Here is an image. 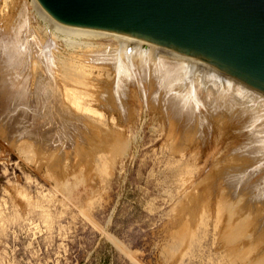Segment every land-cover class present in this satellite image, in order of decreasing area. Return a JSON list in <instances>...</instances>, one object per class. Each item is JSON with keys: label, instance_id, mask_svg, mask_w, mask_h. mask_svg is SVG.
Returning a JSON list of instances; mask_svg holds the SVG:
<instances>
[{"label": "rangeland", "instance_id": "rangeland-1", "mask_svg": "<svg viewBox=\"0 0 264 264\" xmlns=\"http://www.w3.org/2000/svg\"><path fill=\"white\" fill-rule=\"evenodd\" d=\"M0 27L22 34L26 82L25 105L0 104V264H264V203L230 182L232 171L243 183L264 178V161L244 152L264 132V96L258 129L253 111L244 122L199 106L203 122L185 134L169 98L245 83L150 49L70 47L46 36L29 0H0ZM150 58L182 62L178 89L163 91ZM41 80L59 101L43 113Z\"/></svg>", "mask_w": 264, "mask_h": 264}, {"label": "water", "instance_id": "water-1", "mask_svg": "<svg viewBox=\"0 0 264 264\" xmlns=\"http://www.w3.org/2000/svg\"><path fill=\"white\" fill-rule=\"evenodd\" d=\"M69 43L161 51L264 93V0H32Z\"/></svg>", "mask_w": 264, "mask_h": 264}, {"label": "bare ground", "instance_id": "bare-ground-1", "mask_svg": "<svg viewBox=\"0 0 264 264\" xmlns=\"http://www.w3.org/2000/svg\"><path fill=\"white\" fill-rule=\"evenodd\" d=\"M23 1V0H22ZM30 4H31V7L33 9V6H32V0H29ZM21 3V2H20ZM24 4V3H23ZM27 4V3H26ZM21 5V4H20ZM25 5V4H24ZM23 5V6H24ZM27 5H25V8H26ZM20 7L18 6V9ZM21 9V13L23 12L24 8H20ZM19 9V10H20ZM27 11V10H26ZM17 14V13H16ZM19 15V14H18ZM22 15V14H20ZM16 16V15H15ZM23 16V15H22ZM14 18V17H13ZM20 18V17H18ZM18 18H14V19H18ZM25 18V17H24ZM12 19V20H14ZM22 19V18H21ZM27 19V18H26ZM11 20L12 23H14L13 21ZM19 20V19H18ZM17 20V21H18ZM10 21V20H9ZM24 21V20H23ZM22 21V22H23ZM9 22V24L11 23ZM20 22V20H19ZM21 22V23H22ZM8 24V23H7ZM18 25V23H17ZM2 26V25H1ZM6 26V24H5ZM4 26V27H5ZM12 25H10L9 27H11ZM21 26L23 27V23L20 24V28ZM3 27V28H4ZM8 27V28H9ZM14 27H16L14 25ZM2 28V27H0ZM7 28V29H8ZM13 28V27H12ZM11 28V29H12ZM10 29V28H9ZM17 29V27H16ZM13 33H8L6 31V33L4 32L5 30L3 29H0V104L1 105H5L6 107L7 106H11V104L14 102V99H17L16 97L18 96V99H17V103H22L25 105V100H26V82L23 80V77L21 78L19 76V74L17 73V70H18V56L20 55V53L22 52V47H23V41H22V34H20L17 31H15V29L13 28ZM47 30V29H46ZM27 32V30H26ZM46 36H52L54 37L55 35H53L51 32H49L47 30V34ZM28 37V36H27ZM51 37V38H52ZM26 40H24L25 42ZM62 41V40H61ZM28 42V41H27ZM30 43V42H29ZM33 43V42H31ZM69 46L70 45H73V43H69V42H66ZM34 44V43H33ZM47 45V44H46ZM53 46V45H52ZM72 47V46H70ZM49 48V47H48ZM51 48V47H50ZM78 48V47H77ZM26 49V48H25ZM31 50V49H30ZM49 50V49H48ZM73 50V49H72ZM151 52H153L152 50H149ZM31 52V51H30ZM106 52V51H105ZM129 52V51H128ZM154 52H158L160 54H165V55H171V54H168V53H164V52H161V51H155ZM102 53V52H101ZM157 53V54H158ZM30 54V53H29ZM27 54V55H29ZM93 54V53H92ZM92 54L90 56H92ZM112 54V52H111ZM152 54V53H151ZM100 55V54H99ZM148 55H150L148 53ZM95 56V55H93ZM92 56V57H93ZM171 56H174V55H171ZM96 57V56H95ZM100 57V56H99ZM150 57V56H149ZM24 58V57H23ZM107 58H109L107 56ZM115 58V57H114ZM20 59V58H19ZM99 59V58H98ZM151 59V58H150ZM183 59V58H182ZM21 60H22V57H21ZM109 60V59H108ZM118 60V59H117ZM153 59H151L152 61ZM92 61V60H91ZM94 61V60H93ZM92 61V62H93ZM104 61H106V58L103 57V59L100 60V62L102 63ZM175 61V60H174ZM188 61V60H187ZM109 62V61H108ZM110 62H112V59L110 58ZM154 62V60H153ZM152 62V63H153ZM190 62V61H189ZM43 63V62H42ZM48 63V61H47ZM96 63V62H95ZM118 63V62H117ZM171 63V62H170ZM162 64V63H157V62H154L152 65H153V68L155 69V71H157V76L160 78V84H161V88L163 89V91H170L172 88L176 87L177 89L179 88V86L181 85V80H182V76H183V68H182V65L181 63L179 64V62L177 63H173L172 65L171 64ZM100 64V63H99ZM12 65L15 67L13 68ZM194 66H196L195 64H193ZM200 65V63H199ZM22 66V65H21ZM117 67V66H116ZM125 68V66L123 67ZM199 69V67H198ZM187 70V69H186ZM204 71V70H203ZM206 71V70H205ZM186 72V71H185ZM201 73V72H200ZM199 73V74H200ZM208 73V72H207ZM185 74V73H184ZM226 74V73H225ZM211 75V74H210ZM218 75V74H217ZM228 74H226V77H227ZM214 76V75H213ZM223 76V75H222ZM230 76V75H229ZM233 77V76H231ZM157 78V77H156ZM197 78V77H196ZM216 78V77H215ZM235 78V77H233ZM28 79V78H27ZM26 79V80H27ZM201 79V78H200ZM206 78L204 77L203 80H205ZM236 79V78H235ZM234 79V80H235ZM211 80V79H210ZM238 80V79H237ZM42 81V80H41ZM200 81V80H199ZM232 81V80H230ZM208 82V80H207ZM227 82V81H226ZM236 81H234V84H235ZM47 83V82H46ZM45 84V83H44ZM43 84V81L40 82L38 81L35 85V95H33L35 98L32 99L35 100L34 101V104H35V110H38V112L41 111V113L43 112H46L48 107V103L49 105H53V107H56V105L59 106V104H56L58 103L59 101H57L58 99V92L56 88L53 87V84L50 82L49 85L45 86ZM242 84V83H241ZM246 84V83H245ZM243 84V85H245ZM187 85V84H186ZM210 85V84H209ZM212 85V84H211ZM214 85H215V82H214ZM218 85V84H217ZM223 85V84H222ZM229 85V84H228ZM231 85H232V82H231ZM239 85V84H238ZM238 85L234 88V89H227L224 91H220L219 94L220 95H216L214 94L212 90L209 89L206 90L207 93L201 97V96H189V93H187L186 91L182 92L180 94V96H173L171 98H169L167 100V105L169 106V115L170 116H174L175 118H173L175 121H180L181 124L183 126H181L183 128V132L186 134L188 133L191 128V126H194L198 124H202L203 120L201 119V114H199V111L200 110L199 106H205L207 107V110L210 111V113H213V112H220V110H223L224 112L228 113L229 116H234V117H239L240 116V119L241 121L247 119L246 115H248L250 113H252V111L254 112V121L253 125H255V127L258 129V127L256 125L259 124V122H261V120H257V116L259 115H262L259 113L260 109H262L261 107V104H259V101H260V97L261 96H264V93L257 90V89H251L246 87H241ZM185 86V85H184ZM204 86V85H203ZM227 86V85H226ZM235 86V85H234ZM217 86H215L214 88H216ZM223 88H225L224 86H222ZM175 88V89H176ZM161 89V90H162ZM213 89V88H212ZM213 89V90H215ZM180 90V89H179ZM218 90V89H217ZM168 91V92H169ZM197 90H195L196 92ZM216 91V90H215ZM219 91V90H218ZM192 92V91H191ZM216 93V92H215ZM198 95V94H197ZM22 97V99H21ZM196 100V101H195ZM24 101V102H23ZM57 101V102H56ZM27 102V101H26ZM15 103V102H14ZM61 103V102H60ZM262 103V102H260ZM16 104V103H15ZM56 104V105H55ZM30 106V105H29ZM33 106V105H32ZM257 106V108H255ZM11 108V107H10ZM34 108V107H32ZM47 108V109H46ZM61 108V107H60ZM256 110H255V109ZM55 112L57 109H54ZM206 110V112H208ZM222 111V112H223ZM256 111V112H255ZM37 112V113H38ZM54 112V115H56V113ZM63 112V110H62ZM61 112V113H62ZM201 112V111H200ZM27 113V112H26ZM51 113V112H50ZM58 110V114H61ZM204 113V112H203ZM221 113V112H220ZM248 113V114H247ZM53 114V112H52ZM51 114V115H52ZM58 114L56 116H58ZM65 114V113H63ZM62 115H59L60 117L62 116L64 118V116ZM67 114V113H66ZM222 114V113H221ZM227 114V115H228ZM29 115V114H28ZM50 115V114H49ZM48 114H41L39 115L40 117L38 119H46L48 117H50ZM66 116V115H65ZM251 116V114H250ZM207 117V116H205ZM244 117V118H243ZM204 118V117H203ZM250 119V117H248ZM248 119V120H249ZM252 119V118H251ZM250 119V120H251ZM55 120V119H54ZM264 120V119H262ZM27 121V120H26ZM42 121V120H41ZM253 121V120H252ZM250 121V122H252ZM30 122V121H29ZM48 122V121H47ZM51 122V121H50ZM55 122V121H54ZM69 122V121H68ZM67 122V123H68ZM245 122V121H244ZM243 122V123H244ZM249 122V123H250ZM63 123V121H62ZM60 123V125L62 124ZM247 123V122H246ZM263 123V122H262ZM65 124V122H64ZM70 125L71 122L69 123ZM51 125V124H50ZM70 125L67 127L69 128ZM200 125L198 127H200ZM260 125V124H259ZM263 125V124H262ZM66 126V125H65ZM244 127V126H243ZM260 127V126H259ZM264 127V125L262 126ZM261 127V128H262ZM197 128V127H196ZM255 129V128H253ZM255 131V130H254ZM261 131V130H260ZM264 131V130H263ZM182 132V133H183ZM262 133V131H261ZM258 130L257 132H253V135H252V139L251 141L253 140V143H250L252 144L251 147H248L249 144H248V148L246 147L244 149V152H245V155L247 154L249 156L250 159H253V163H254V160L255 159H258V163L259 162H263L264 161V136H262V133L261 134ZM261 134V135H260ZM262 136L263 138H261L260 136ZM250 137V136H248ZM262 139V140H261ZM256 144V145H255ZM245 147V146H244ZM243 147V148H244ZM246 155V156H247ZM256 156V157H255ZM242 157V156H241ZM244 158V157H243ZM247 158V157H246ZM248 159V158H247ZM244 160V159H243ZM261 160V161H260ZM247 161V160H246ZM248 164V163H247ZM263 164V163H261ZM258 165V164H257ZM264 165V164H263ZM255 167V166H254ZM257 167V166H256ZM260 167V166H259ZM250 168V167H249ZM263 168V167H262ZM246 169V168H245ZM261 169V168H260ZM259 169V170H260ZM238 170V169H236ZM239 171V170H238ZM236 171H232L231 173V178L233 181H230L231 182V187L232 189H237V192H241L239 191L238 188H242L244 185V188L243 190L244 191H247L249 193V196H247V194L245 196L249 197L247 199L251 200L250 198L253 197L252 199H256L254 201H261L262 204L264 203V178L257 180L255 181V183H251L249 184L248 182L247 183H243L240 179H239V176H236ZM245 172V171H243ZM249 172V171H248ZM251 172V171H250ZM262 172V171H261ZM240 173V172H239ZM242 173V172H241ZM259 173V172H258ZM264 173V171H263ZM247 174V173H246ZM255 174V172H254ZM260 174V173H259ZM254 176V175H253ZM249 179H247L248 181ZM248 184V185H247ZM244 193V192H243ZM235 194H236V191H235ZM238 194V193H237ZM251 195V197H250ZM235 197H237L235 195ZM246 199V201H247ZM248 200L249 204L251 203L250 201ZM251 200V201H253ZM256 202V203H257ZM259 202V203H261ZM252 204V203H251ZM248 205V204H247ZM256 206V205H255ZM264 206V205H263ZM247 207V206H246ZM245 207V208H246ZM250 207V206H249ZM249 207L247 209H249ZM259 208V207H258ZM264 212V211H263ZM253 213V212H252ZM262 216H264L263 214H261ZM264 219V217H262ZM262 219V220H263ZM260 220V218H259ZM264 222V221H263Z\"/></svg>", "mask_w": 264, "mask_h": 264}]
</instances>
